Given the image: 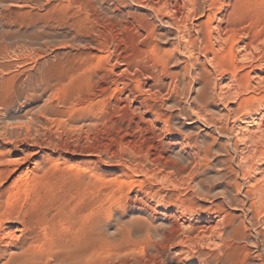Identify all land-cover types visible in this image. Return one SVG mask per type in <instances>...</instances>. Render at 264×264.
I'll list each match as a JSON object with an SVG mask.
<instances>
[{
    "label": "rangeland",
    "instance_id": "1",
    "mask_svg": "<svg viewBox=\"0 0 264 264\" xmlns=\"http://www.w3.org/2000/svg\"><path fill=\"white\" fill-rule=\"evenodd\" d=\"M0 264H264V0H0Z\"/></svg>",
    "mask_w": 264,
    "mask_h": 264
},
{
    "label": "bare ground",
    "instance_id": "2",
    "mask_svg": "<svg viewBox=\"0 0 264 264\" xmlns=\"http://www.w3.org/2000/svg\"><path fill=\"white\" fill-rule=\"evenodd\" d=\"M190 1V0H189ZM196 6V5H195ZM193 14V13H192ZM220 22V21H219ZM168 24V23H167ZM236 26V25H235ZM149 30V29H148ZM224 30V28H223ZM228 31V30H227ZM220 34V33H219ZM216 37V36H215ZM217 40V39H216ZM222 42V41H221ZM210 47L212 48V46L210 45ZM244 50V49H243ZM211 51V50H210ZM245 52V51H244ZM247 52V51H246ZM108 60V59H107ZM134 88V87H133ZM251 97V96H250ZM85 104V103H84ZM238 230V229H237Z\"/></svg>",
    "mask_w": 264,
    "mask_h": 264
}]
</instances>
